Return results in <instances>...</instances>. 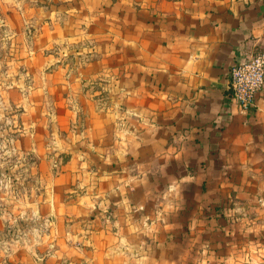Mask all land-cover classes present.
Here are the masks:
<instances>
[{"label":"crops","instance_id":"crops-1","mask_svg":"<svg viewBox=\"0 0 264 264\" xmlns=\"http://www.w3.org/2000/svg\"><path fill=\"white\" fill-rule=\"evenodd\" d=\"M36 4L20 15L45 70L22 140L40 193L0 200V232L22 229L0 234V264H186L205 209L264 192V87L249 110L229 89L264 51V0Z\"/></svg>","mask_w":264,"mask_h":264},{"label":"rangeland","instance_id":"rangeland-1","mask_svg":"<svg viewBox=\"0 0 264 264\" xmlns=\"http://www.w3.org/2000/svg\"><path fill=\"white\" fill-rule=\"evenodd\" d=\"M38 2L0 0V194L4 198L0 200L10 205L40 193L35 177L25 171L31 170L32 159L26 157L28 143L22 137L23 122L31 116L26 106L31 98L34 103L41 102L38 88L46 54L39 44V26H35L40 23L26 24L20 15L26 4L37 6ZM30 16L26 17L34 20L39 14ZM62 52L61 48L52 51L55 58ZM258 198L249 191L240 197L231 194L222 206L219 203L212 209L214 213L211 209L203 211L207 223L203 221L193 229L186 226L192 238L185 241L189 252L186 264H264V192ZM19 228L17 222L0 234L15 238L22 234Z\"/></svg>","mask_w":264,"mask_h":264},{"label":"built area","instance_id":"built-area-1","mask_svg":"<svg viewBox=\"0 0 264 264\" xmlns=\"http://www.w3.org/2000/svg\"><path fill=\"white\" fill-rule=\"evenodd\" d=\"M264 87V51L236 62L229 72V89L233 101L242 110H249L256 103Z\"/></svg>","mask_w":264,"mask_h":264}]
</instances>
